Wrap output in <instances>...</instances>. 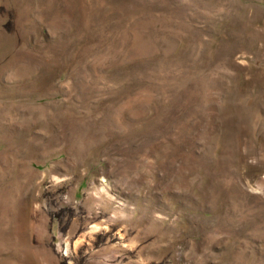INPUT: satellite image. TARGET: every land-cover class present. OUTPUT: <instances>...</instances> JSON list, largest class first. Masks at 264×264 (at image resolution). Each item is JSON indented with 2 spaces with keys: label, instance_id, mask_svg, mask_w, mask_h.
I'll use <instances>...</instances> for the list:
<instances>
[{
  "label": "rangeland",
  "instance_id": "374dc122",
  "mask_svg": "<svg viewBox=\"0 0 264 264\" xmlns=\"http://www.w3.org/2000/svg\"><path fill=\"white\" fill-rule=\"evenodd\" d=\"M0 264H264V0H0Z\"/></svg>",
  "mask_w": 264,
  "mask_h": 264
}]
</instances>
